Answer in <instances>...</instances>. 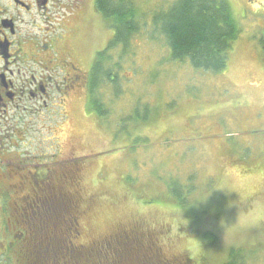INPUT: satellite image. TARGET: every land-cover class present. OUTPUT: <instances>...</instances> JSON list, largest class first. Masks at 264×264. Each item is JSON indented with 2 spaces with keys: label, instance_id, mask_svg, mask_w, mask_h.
<instances>
[{
  "label": "rangeland",
  "instance_id": "obj_1",
  "mask_svg": "<svg viewBox=\"0 0 264 264\" xmlns=\"http://www.w3.org/2000/svg\"><path fill=\"white\" fill-rule=\"evenodd\" d=\"M126 1L140 29L123 58L122 46L111 53L117 80L93 91L102 107L86 113L84 92L67 94L63 110L45 113L46 129L32 133L45 161L55 137L60 162L72 155L92 160L82 187H73L83 242L139 224L159 232V264H225L233 251L245 264H264V230L229 228L238 223L240 199L264 189V42L257 23L229 0L239 33L227 67L214 73L173 60L160 36L156 16L177 0ZM85 19L86 46L104 50L114 30L98 12Z\"/></svg>",
  "mask_w": 264,
  "mask_h": 264
},
{
  "label": "flooded vegetation",
  "instance_id": "obj_2",
  "mask_svg": "<svg viewBox=\"0 0 264 264\" xmlns=\"http://www.w3.org/2000/svg\"><path fill=\"white\" fill-rule=\"evenodd\" d=\"M88 1L0 0V264H74L67 259L69 248L99 257L115 236L112 232L84 243L77 217L69 234L50 228L51 217L60 216L66 202L60 194L51 196L50 189L82 187V174L92 160L72 155L67 163L60 162L53 153L61 147L55 137L45 161L44 145L34 146L32 140L33 130L44 131L49 123L45 113L63 110L67 94L84 92L88 113L89 106L95 108L93 91L109 83L95 72L103 50L92 52L82 38V21L97 12V0ZM238 1L242 16L252 15L250 22L257 23L264 42V2ZM162 254L156 243L152 264L162 263Z\"/></svg>",
  "mask_w": 264,
  "mask_h": 264
},
{
  "label": "trees",
  "instance_id": "obj_3",
  "mask_svg": "<svg viewBox=\"0 0 264 264\" xmlns=\"http://www.w3.org/2000/svg\"><path fill=\"white\" fill-rule=\"evenodd\" d=\"M95 8L108 27L115 32L108 47L99 53L95 72L97 77L105 78L113 84L117 80V75H113L111 53L122 46L118 57L123 58L130 47L140 29L137 11L131 2L126 0H97ZM154 24L160 31V36L167 42L173 60L189 62L195 69L214 73L227 67L229 52L233 49L239 33V24L228 0H177L168 12L156 16ZM105 61L110 65L105 67L103 65ZM92 103L97 109L102 107L94 97ZM50 193L51 196L60 194L66 199L60 206V216L55 214L51 217L50 228L65 230L63 232L69 234L72 231L67 229L73 228L72 223L77 217L74 206L79 198L73 195V187L70 186L51 188ZM56 211H59L58 207ZM63 222L65 228L61 227ZM114 233L112 242L108 243L109 246L104 253L98 254L99 257L92 258L90 255L92 253L83 255L69 248L70 250L66 251L67 259L72 258L74 264H93L95 260L100 261L98 264H152L151 255L154 252L155 241L160 236L159 232L145 231L141 225L134 224L123 226ZM179 260H181L179 263L190 264L189 260ZM76 261L78 263H75ZM170 263L171 261L166 264ZM225 264H245V260L239 253L233 251Z\"/></svg>",
  "mask_w": 264,
  "mask_h": 264
},
{
  "label": "clouds",
  "instance_id": "obj_4",
  "mask_svg": "<svg viewBox=\"0 0 264 264\" xmlns=\"http://www.w3.org/2000/svg\"><path fill=\"white\" fill-rule=\"evenodd\" d=\"M238 203V223L229 228L235 227L238 233H251L253 228L264 230V189L248 193L246 199Z\"/></svg>",
  "mask_w": 264,
  "mask_h": 264
}]
</instances>
